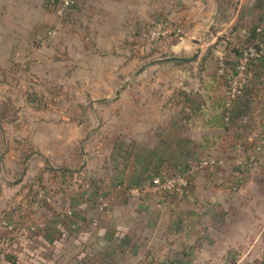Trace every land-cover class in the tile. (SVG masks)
<instances>
[{
    "label": "crops",
    "instance_id": "1",
    "mask_svg": "<svg viewBox=\"0 0 264 264\" xmlns=\"http://www.w3.org/2000/svg\"><path fill=\"white\" fill-rule=\"evenodd\" d=\"M93 1L82 5L112 10L127 25L166 20L184 37L158 43L155 54L161 56L139 65L137 79L129 76L136 57L123 61L125 87H138V94L122 97L129 106L126 135L110 145L108 162L97 165L86 186L69 193L71 207L17 223L12 212L0 211V238L9 234L13 243L9 252L0 249V264H194V242L211 230L216 244L208 238L198 243L203 260L216 258L221 243L223 256L264 222V58L234 102L230 128L223 112L222 126L212 123L226 95L216 68L221 56L232 64L240 44L264 41V0ZM0 9L8 18L35 16L40 9L47 18L51 6L50 0H0ZM259 25L257 35L252 31ZM243 28L252 34L241 35ZM206 156L220 161L215 172L195 171L187 187L131 193L157 173H182ZM242 217L249 219L243 223ZM223 258L228 262V255Z\"/></svg>",
    "mask_w": 264,
    "mask_h": 264
},
{
    "label": "rangeland",
    "instance_id": "2",
    "mask_svg": "<svg viewBox=\"0 0 264 264\" xmlns=\"http://www.w3.org/2000/svg\"><path fill=\"white\" fill-rule=\"evenodd\" d=\"M94 2L74 0L60 18L52 8L47 18L40 9L0 15V211L12 212L15 223L71 207L69 193L86 186L108 162L110 145L126 135L122 97L138 87H125L123 61L136 57L129 76L137 79L139 65L161 56L155 51L163 40L147 36L154 21L127 25L112 10L82 5ZM258 226L224 249L228 262L222 240L220 254L203 260L201 239L217 242L214 231L204 232L194 242V264H264V222Z\"/></svg>",
    "mask_w": 264,
    "mask_h": 264
},
{
    "label": "built area",
    "instance_id": "3",
    "mask_svg": "<svg viewBox=\"0 0 264 264\" xmlns=\"http://www.w3.org/2000/svg\"><path fill=\"white\" fill-rule=\"evenodd\" d=\"M74 5V0H50V6L56 17H63L64 14ZM264 25V18L261 19ZM255 34L262 32V26H256L253 31ZM251 31L246 28L240 30L241 35H251ZM148 39L155 41L161 39L163 41L179 42L183 39L184 33L182 28L168 21H154L152 27L147 33ZM264 58V41L256 38L252 39L247 45H239L238 52L234 56L232 64H228L224 57H219L216 68V75L225 82L226 95L224 100V122L226 127L230 128L233 117L234 102L244 94L248 83L251 79L252 67ZM218 161L213 156L201 158L196 163L188 166L182 173H157L150 177L149 181L142 186H134L131 193H146L156 191L161 193H171L177 188L187 187L189 177L197 170H206L209 173L215 172ZM1 225L9 232L15 228L6 220L1 221ZM18 230L22 231V227ZM12 241L9 234L0 238V249L3 252H9Z\"/></svg>",
    "mask_w": 264,
    "mask_h": 264
},
{
    "label": "trees",
    "instance_id": "4",
    "mask_svg": "<svg viewBox=\"0 0 264 264\" xmlns=\"http://www.w3.org/2000/svg\"><path fill=\"white\" fill-rule=\"evenodd\" d=\"M161 20V19H160ZM162 21H166V20H162ZM249 42H246V43H242L240 45H247ZM236 50V53L238 52V47L235 48ZM224 111H225V106L223 105V109L221 108V114L219 116V118H217L216 120H213V125H220L222 126V112H223V119H224Z\"/></svg>",
    "mask_w": 264,
    "mask_h": 264
}]
</instances>
